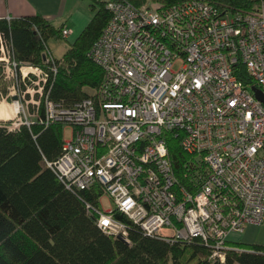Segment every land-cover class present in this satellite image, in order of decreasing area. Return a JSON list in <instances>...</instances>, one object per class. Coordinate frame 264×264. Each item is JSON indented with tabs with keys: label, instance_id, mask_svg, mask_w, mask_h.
I'll list each match as a JSON object with an SVG mask.
<instances>
[{
	"label": "built area",
	"instance_id": "obj_1",
	"mask_svg": "<svg viewBox=\"0 0 264 264\" xmlns=\"http://www.w3.org/2000/svg\"><path fill=\"white\" fill-rule=\"evenodd\" d=\"M102 1L111 17L89 53L104 69L100 86L67 106L45 93L49 72L0 57L10 82L0 102L15 107L3 121L72 126L47 165L69 190L99 191L86 207L106 234L128 243L133 227L169 242L201 237L212 264H224L231 233L264 223V102L253 89L264 93V0L247 11L208 0ZM103 195L113 209L102 208Z\"/></svg>",
	"mask_w": 264,
	"mask_h": 264
},
{
	"label": "trees",
	"instance_id": "obj_2",
	"mask_svg": "<svg viewBox=\"0 0 264 264\" xmlns=\"http://www.w3.org/2000/svg\"><path fill=\"white\" fill-rule=\"evenodd\" d=\"M131 1L136 5L151 1L165 7L187 0ZM208 1L220 9L241 11L258 3ZM90 6L94 11L91 21L75 41H69L62 58L50 56L47 43L50 38H67L62 33L64 26L56 27L41 14L0 18L10 58L19 65L49 72L45 93L67 106L89 96L88 90L99 87L105 74L89 53L111 13L102 0H91ZM1 48L0 43V56ZM4 65L0 59V98L10 85ZM7 124L9 121L0 122V264H212L210 246L201 237L192 242H169L133 227L128 243L106 234L86 207L87 202L98 205L99 191L73 192L47 165L61 154L64 123L35 122L18 129ZM171 156L180 166L184 152L174 137ZM118 217L128 221L120 214ZM228 243L224 264H264L263 245Z\"/></svg>",
	"mask_w": 264,
	"mask_h": 264
},
{
	"label": "crops",
	"instance_id": "obj_3",
	"mask_svg": "<svg viewBox=\"0 0 264 264\" xmlns=\"http://www.w3.org/2000/svg\"><path fill=\"white\" fill-rule=\"evenodd\" d=\"M90 5L91 0H0V18L41 14L56 27L67 28L70 31L67 39L73 42L91 21L94 11ZM11 111H14L12 102L9 99L1 100L0 121L10 119L14 114L8 116L6 112ZM236 233L238 237L235 240L231 236ZM229 241L264 246V223L248 225L242 232L231 233Z\"/></svg>",
	"mask_w": 264,
	"mask_h": 264
},
{
	"label": "rangeland",
	"instance_id": "obj_4",
	"mask_svg": "<svg viewBox=\"0 0 264 264\" xmlns=\"http://www.w3.org/2000/svg\"><path fill=\"white\" fill-rule=\"evenodd\" d=\"M47 45L50 48V52H52L54 57L62 58L64 53L66 52L68 46H69V41L67 38H64V37H62V38H50L48 40ZM1 50H2V55L0 57H9L10 49L7 48L5 43H4V47L1 48ZM174 68L179 69L180 64L175 65ZM25 71H26V69H25ZM88 91H92V90H88ZM10 102H12V101H10ZM14 108L15 107H13V110H14ZM6 114H8V116L13 115L14 111H11L10 113L6 112ZM71 137H72V126L64 124L63 125V139L69 140V139H71ZM101 205H102V208L104 210H110V209H113L115 207L114 202L112 201V199L108 195H103L101 197ZM237 237H238L237 233L231 236V238H234L235 240Z\"/></svg>",
	"mask_w": 264,
	"mask_h": 264
},
{
	"label": "water",
	"instance_id": "obj_5",
	"mask_svg": "<svg viewBox=\"0 0 264 264\" xmlns=\"http://www.w3.org/2000/svg\"><path fill=\"white\" fill-rule=\"evenodd\" d=\"M44 59H46V55H43ZM255 91V94L257 96V98H259L260 100H262L264 102V93L262 92V90H260L259 88L254 87L253 88ZM13 99L16 100L17 96H13ZM118 238L122 239L123 241L127 242V240L124 237L119 236Z\"/></svg>",
	"mask_w": 264,
	"mask_h": 264
},
{
	"label": "bare ground",
	"instance_id": "obj_6",
	"mask_svg": "<svg viewBox=\"0 0 264 264\" xmlns=\"http://www.w3.org/2000/svg\"><path fill=\"white\" fill-rule=\"evenodd\" d=\"M25 69H26V71L28 70V68H24V72H26ZM14 109H15V108H14Z\"/></svg>",
	"mask_w": 264,
	"mask_h": 264
}]
</instances>
